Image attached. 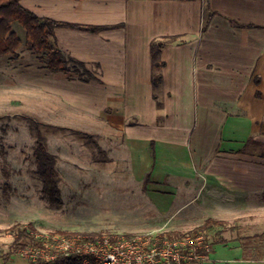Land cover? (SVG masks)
I'll list each match as a JSON object with an SVG mask.
<instances>
[{"label": "crops", "instance_id": "1", "mask_svg": "<svg viewBox=\"0 0 264 264\" xmlns=\"http://www.w3.org/2000/svg\"><path fill=\"white\" fill-rule=\"evenodd\" d=\"M155 1L163 5L153 35ZM209 3L216 13L201 32L204 0H22L41 17L114 27L97 33L55 30L53 44L85 64L95 77L89 81L22 56L13 65L15 75L8 76L33 81L35 98H54L50 109L62 121L53 125L66 127L71 119L96 124L101 147L113 148L139 179L150 172L148 187L157 196L151 194L165 195L167 208L186 204L181 200L205 184L212 197L229 192L242 200L224 211L217 205L218 214L248 212L249 196L264 191V0ZM135 27L140 35L132 32ZM171 35L190 39L162 50L165 66L155 89L150 43ZM263 259L236 237L212 245L198 264H264ZM0 264L31 263L16 254Z\"/></svg>", "mask_w": 264, "mask_h": 264}, {"label": "rangeland", "instance_id": "2", "mask_svg": "<svg viewBox=\"0 0 264 264\" xmlns=\"http://www.w3.org/2000/svg\"><path fill=\"white\" fill-rule=\"evenodd\" d=\"M162 5V1H155L152 7L153 35L159 32ZM13 29L22 39L19 48L22 59L33 62L37 58L38 63H43L28 49L23 26L14 22ZM132 32L140 35L142 30L135 27ZM6 56H0L2 256L11 250L14 236L8 228L15 224L32 225L38 233L48 238L52 235L54 240L57 236L61 237L57 232L59 230L115 236H144L167 230L187 231L213 217L227 223L228 229L224 234L227 239L242 238L249 251L261 253L264 258V191L251 194L247 200L250 210L237 214H218L215 210L217 205L222 211L232 208V203L240 205L241 198L235 199V195L225 192L222 198L217 199L210 196V185L205 184L190 192L191 198L181 200L184 203L187 201L186 204L175 202L167 208L165 195L153 197L151 193L154 192L149 189L148 183L145 184V178L139 179L127 162L116 159L113 148L106 150L101 147L96 133L97 125H91V121L75 123L71 119L67 121L66 130H51L47 134L48 148L56 155L63 200L60 207L52 206L42 196V181L33 159L36 138L22 116L33 115L51 124H55V120H62L55 119L56 111L50 109L51 99L54 98H35L33 81L8 76L9 73L15 75L13 65L19 64L21 60L20 57L15 59L11 55ZM26 75L33 79L32 71ZM73 130L88 132V135L79 136ZM177 184L179 187L184 186V183ZM17 255L29 260L21 253ZM0 259L1 262L5 260L3 257Z\"/></svg>", "mask_w": 264, "mask_h": 264}, {"label": "trees", "instance_id": "3", "mask_svg": "<svg viewBox=\"0 0 264 264\" xmlns=\"http://www.w3.org/2000/svg\"><path fill=\"white\" fill-rule=\"evenodd\" d=\"M190 1V0H185ZM215 11L211 8L209 0H204L203 17L201 32H205L215 15ZM19 22L26 31V39L28 49L35 53L43 62L45 68L51 72H69L76 71L80 73L81 79L89 81L94 75L85 67V64L73 58H66L63 52L53 44L55 37V30L59 27H68L74 29H84L93 33L102 30L110 29L112 25H83L80 23L66 22L56 20L49 17H41L32 10L28 9L22 4V0H0V56L11 55L13 58H19V48L22 45V39L13 29V23ZM232 24L239 27H255L253 24H242L235 20H231ZM190 39L188 35H171L155 38L150 43L151 57L153 61V83L156 87L162 81L161 69L165 66L164 62L159 60L162 50L174 43L187 42ZM157 99L158 109L163 107V102L155 93ZM161 117V116H159ZM22 119L27 120L32 133L35 136V144L33 147V159L36 164V172L42 181V196L55 207H60L63 203L61 188L59 185V174L56 164V155L51 153L47 144V134L51 130H66V127L56 126L51 123L40 121L33 115H24ZM75 132V130H73ZM79 136H86L88 132L76 130ZM153 155L155 157V143H152ZM151 173H147L145 177V184L150 182ZM227 223L223 220L209 217L203 224L194 229L183 230H167L157 234H149L144 236L148 240V247L163 248L167 243L179 242L177 249L186 247L190 253L192 249L197 254L206 256L209 254L210 246L218 243L227 242L225 232L228 229ZM13 234L14 240L11 250L7 253L0 254L5 261L9 260L11 256L20 253L27 248H42L45 244L53 243L52 235L50 238L37 232L32 225L26 226L23 224H15L8 228ZM61 237H78L81 242L89 241H103L106 237L112 243H117L122 239H134L137 236L134 234H125L122 236H115L113 234L102 235L101 233H78L59 230ZM201 238L200 244L196 239ZM182 241L188 242L186 246L182 245ZM190 241H194L190 243ZM55 258L46 260L38 256L35 260L29 258L31 264H81L84 255L77 252H62L59 250H52ZM200 260H195L198 264Z\"/></svg>", "mask_w": 264, "mask_h": 264}, {"label": "built area", "instance_id": "4", "mask_svg": "<svg viewBox=\"0 0 264 264\" xmlns=\"http://www.w3.org/2000/svg\"><path fill=\"white\" fill-rule=\"evenodd\" d=\"M146 236V235H144ZM144 236L134 239H122L112 243L108 237L102 242H81L78 237H56L54 242L46 244L42 248H27L20 253L31 259L38 256L46 260L55 258L52 250L77 252L84 255L81 264H195V260H201L204 256L197 254L194 249L189 253L188 249H177L179 242L167 243L163 248L148 247V240ZM201 238L196 239L200 244ZM194 241H190L192 243ZM186 246L188 242L182 241ZM211 248V246L209 247Z\"/></svg>", "mask_w": 264, "mask_h": 264}]
</instances>
